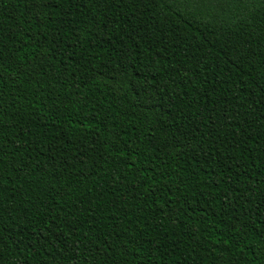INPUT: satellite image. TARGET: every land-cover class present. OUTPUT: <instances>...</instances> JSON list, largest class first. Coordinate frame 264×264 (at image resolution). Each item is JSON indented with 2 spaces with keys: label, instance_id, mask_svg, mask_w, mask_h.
<instances>
[{
  "label": "trees",
  "instance_id": "obj_1",
  "mask_svg": "<svg viewBox=\"0 0 264 264\" xmlns=\"http://www.w3.org/2000/svg\"><path fill=\"white\" fill-rule=\"evenodd\" d=\"M0 264H264V0H0Z\"/></svg>",
  "mask_w": 264,
  "mask_h": 264
}]
</instances>
